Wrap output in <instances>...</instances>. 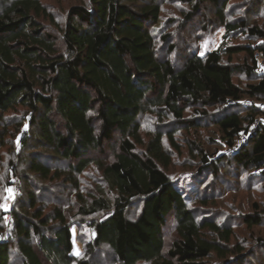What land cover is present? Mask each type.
Returning a JSON list of instances; mask_svg holds the SVG:
<instances>
[{
  "label": "trees",
  "instance_id": "1",
  "mask_svg": "<svg viewBox=\"0 0 264 264\" xmlns=\"http://www.w3.org/2000/svg\"><path fill=\"white\" fill-rule=\"evenodd\" d=\"M167 1L188 7L183 26L211 5L225 38L245 36L247 43L191 52L177 63L170 35L156 31L163 17L159 0H77L62 26L44 0H0V114L24 112L30 135L18 132L14 149L21 155L32 150L27 172L79 188L77 179L94 168L106 185L87 199L79 195L73 213L75 208L41 199L39 183L18 175L12 163L0 188V264H91L103 250L111 256L107 264H203L244 252L230 246L231 227L202 219L186 186L171 180L165 140L180 153L177 131L190 135L214 126L228 151L241 148L214 159L190 143L202 165L198 175L216 178L220 167L231 165L242 177L264 182V126L250 133L261 112L242 104L264 103V75L255 59L257 53L264 57V29L251 24L254 10L238 23L226 21L230 0ZM260 3H253L256 10ZM238 55L252 63L233 65ZM240 74L251 80L246 89L234 82ZM210 110L217 112L210 117ZM186 111L196 119H187ZM147 115L158 119V127L144 141L141 120ZM169 117L174 123L167 127ZM49 158L66 169L41 162ZM198 195L207 206V193ZM135 204L140 212L131 218ZM256 209L244 219L249 228L264 224V211ZM88 220L94 236L80 240L77 255L74 229Z\"/></svg>",
  "mask_w": 264,
  "mask_h": 264
},
{
  "label": "rangeland",
  "instance_id": "2",
  "mask_svg": "<svg viewBox=\"0 0 264 264\" xmlns=\"http://www.w3.org/2000/svg\"><path fill=\"white\" fill-rule=\"evenodd\" d=\"M144 1L147 2L150 0ZM255 1L256 0H230L225 14L226 21L238 23L240 17L246 16L249 10H254L255 12L251 13L252 16L249 18L251 24L259 25L264 29V4L260 3V8L256 10L255 5H253ZM76 2L77 0H44V4L54 13L61 26L66 21V15L69 10L68 7ZM159 2H161L163 8V17L161 24L156 27V31L157 33H161V35H170L171 45L176 46V51L171 56L174 59L176 57L177 63H181V59L191 52L205 55L227 43L230 46L247 43V37L245 36H239L240 39L237 38L235 40L236 36L232 34L229 38H225V25L217 20L215 8L211 5L203 6V10L194 21L189 25L187 24L188 26H183L185 22L184 15L187 13L188 7L179 3H170L167 0H159ZM163 49V55H166L167 52L165 47H163ZM246 62L249 64L252 63L251 58L246 55H238L232 59L233 65L242 66ZM258 63L259 62H257V64ZM247 78L245 74H240L235 77L234 82L239 87L246 89L247 85L251 82V80ZM216 112L217 110H210V117ZM23 115V110L11 112L3 117L2 114H0V136L4 137L3 143L0 141V188L2 185L5 186L4 179L8 175L11 164L14 163L18 167V175H22L23 177L39 183V185L35 183L34 186L39 189V192L41 191L39 193L41 199H54L62 203L61 207L64 209L69 206L75 208L73 213H76L79 195L87 199V196L94 192L97 185H102L105 188L106 185L101 180L102 176L99 170L92 168L82 178H78L79 188H75L74 185L67 184L63 180L44 182L39 180L35 175H30L27 170H29L28 162L31 158L30 154L32 150H24L21 155L22 152L19 153L20 149L18 151L14 149L16 138L19 134L21 137L30 135L27 121H25ZM185 116L187 119H192V117L195 118L190 111H186ZM207 120L211 121L210 119ZM141 121L143 139L144 141H148L151 135L156 132L158 119L154 116L147 115L144 116ZM172 123H174L173 119L169 117L166 120V126L169 127ZM21 125L22 127H20ZM16 128H21V130H17ZM181 131L183 130L177 131L176 134V141L181 149L180 153L173 150L165 140V147L172 156V165L168 171L169 177L177 186L182 188L186 186V193L190 195L191 201H194L192 206L200 211L202 219H211L221 226L231 227L233 229L234 237L230 245L231 247L241 245L244 249L242 254L229 256L227 261L222 262L218 260L217 257H212L209 260H205L203 264H264V224L254 228H249L244 224L245 217L257 211L256 206L260 211H264L263 179L250 180L246 176L242 177V172L231 165L220 167L221 173L219 177L209 178L208 176L205 178L204 176H199L198 174L202 165L199 163V155L197 152H190V143L197 142V144L202 145L201 147L212 154L214 159H219L220 156L228 154V148L222 145L219 132L214 126H208L190 135ZM193 136L197 140H194ZM215 142L217 144H215ZM34 151L36 152L37 150H33V152ZM108 153L109 155L106 157L109 159L110 156H112L109 149ZM193 154H195V156ZM23 161L25 162L23 163ZM41 162L53 165L55 168L60 167L62 170L66 169L63 167L65 164L59 165L57 160L54 161L51 158L41 159ZM68 171L67 169L66 172ZM14 189H11L8 195H13ZM199 193H207L209 197V204L207 206H202L198 201ZM0 195L2 194L0 193ZM47 202L52 205V201ZM45 205L50 206L48 203H45ZM139 212L140 205L135 204L130 210L129 216L135 218L138 216ZM78 221H80V219H76L75 222ZM91 221L92 220L85 221V224L78 225L79 229H74L75 236L77 232L79 233V238H76L77 236L75 237V253L77 255L80 254L83 249V245L79 243L80 240L87 239L89 242L93 239L94 234L89 226ZM103 251V253L97 252L95 256L92 257L90 263H109L111 258L110 253L108 254L107 250Z\"/></svg>",
  "mask_w": 264,
  "mask_h": 264
},
{
  "label": "built area",
  "instance_id": "3",
  "mask_svg": "<svg viewBox=\"0 0 264 264\" xmlns=\"http://www.w3.org/2000/svg\"><path fill=\"white\" fill-rule=\"evenodd\" d=\"M255 59L258 63V69H259V73L260 75H264V57L261 53H257L255 55ZM231 104H233V102H231ZM243 106L246 108H251L252 106H257V108L259 109V111L261 112V114L258 116L255 126L252 128V130L250 131L251 134L255 133L256 129L263 125L264 126V103H258L255 102L253 100H246L243 103ZM244 143L248 142V137L243 139ZM241 146L238 145L235 148L231 149V152H238L240 150ZM228 151V152H230Z\"/></svg>",
  "mask_w": 264,
  "mask_h": 264
}]
</instances>
